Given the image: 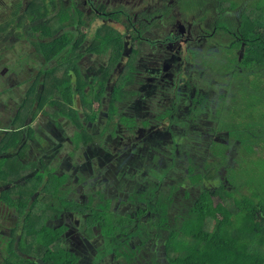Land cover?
Segmentation results:
<instances>
[{
    "label": "flooded vegetation",
    "instance_id": "obj_1",
    "mask_svg": "<svg viewBox=\"0 0 264 264\" xmlns=\"http://www.w3.org/2000/svg\"><path fill=\"white\" fill-rule=\"evenodd\" d=\"M183 1L0 0V264H180L242 198L264 27Z\"/></svg>",
    "mask_w": 264,
    "mask_h": 264
},
{
    "label": "trees",
    "instance_id": "obj_2",
    "mask_svg": "<svg viewBox=\"0 0 264 264\" xmlns=\"http://www.w3.org/2000/svg\"><path fill=\"white\" fill-rule=\"evenodd\" d=\"M245 27L250 38L253 26ZM103 36L107 40L115 37L109 31ZM261 146L264 148L262 141ZM250 149L246 156L255 158L254 148ZM250 194L237 199L235 210L222 205L198 206L197 212L207 216L198 221L195 249L180 264H264V193L251 187ZM209 221H213V229L203 236Z\"/></svg>",
    "mask_w": 264,
    "mask_h": 264
},
{
    "label": "rangeland",
    "instance_id": "obj_3",
    "mask_svg": "<svg viewBox=\"0 0 264 264\" xmlns=\"http://www.w3.org/2000/svg\"><path fill=\"white\" fill-rule=\"evenodd\" d=\"M241 1L243 0H214V2H217V6L209 9V13H204L202 18L205 17V15L214 16V18H217L219 20L218 25H224L225 27L229 28L230 26H236L235 21L231 20L229 17H225V14L229 10H236L237 8L234 7L236 5H240ZM248 1V6L246 8L247 12L245 13V18H248L245 20V22L242 23V27L244 32L246 33V29L248 27H245L246 25L254 26L257 24L255 21H253V18H257L258 15L261 17H264V13H262L263 9L258 8L256 5V0H246ZM182 7H185V10H194L197 7V4L194 3V1H189L188 3L182 2ZM259 5L263 7L264 0L259 1ZM212 10V11H210ZM259 13V14H258ZM239 15V14H238ZM233 16V13H231V16ZM264 21V20H263ZM259 26L264 27V22H261ZM245 27V28H244ZM246 35V34H245ZM224 54H220L217 56L214 61L215 65H219L222 69H229V62L223 61V60H229L227 58H223ZM259 74L263 75L264 72L262 70L257 71ZM253 102L254 99L252 98ZM264 101V99H263ZM241 107L243 108L244 112H247V109H252V114L255 117L256 123L260 126L261 129H264V103H262V108H257L258 106H255V102L248 103V100L245 96L243 100L240 102ZM255 107H253V106ZM239 118L238 120H240ZM264 138V134L262 135ZM255 158L251 155L245 157V162L243 166L241 167V170L238 173H235L233 175V179L237 182V184H240L241 187L236 192V195L238 197H243L250 194L251 187L255 190H259L260 194L264 193V152L261 153L258 150L256 151ZM256 159V160H255ZM250 184L251 187H248ZM239 186V185H238ZM235 190V188H234ZM233 190V191H234ZM233 209L235 210L236 207L233 206Z\"/></svg>",
    "mask_w": 264,
    "mask_h": 264
},
{
    "label": "crops",
    "instance_id": "obj_4",
    "mask_svg": "<svg viewBox=\"0 0 264 264\" xmlns=\"http://www.w3.org/2000/svg\"><path fill=\"white\" fill-rule=\"evenodd\" d=\"M199 1L200 2L203 1L204 3H206V2L211 3L214 0H199ZM259 1L260 0H256V5H257L258 8L263 9L262 13H264V5H263V7L260 6L259 5ZM247 6H248V1H246V0L241 1L240 5L234 6V7H236L238 9V14L240 15L239 18H240L242 23L245 22L246 19H248V18H245V13L247 12V10H246ZM263 20H264V17L263 16L260 17L259 15H258L257 18H253V21H255L257 24H260L261 22H264Z\"/></svg>",
    "mask_w": 264,
    "mask_h": 264
}]
</instances>
